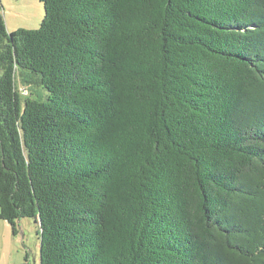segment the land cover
I'll return each instance as SVG.
<instances>
[{"label":"trees","instance_id":"trees-1","mask_svg":"<svg viewBox=\"0 0 264 264\" xmlns=\"http://www.w3.org/2000/svg\"><path fill=\"white\" fill-rule=\"evenodd\" d=\"M40 2L0 5V220L40 264H264V0Z\"/></svg>","mask_w":264,"mask_h":264},{"label":"rangeland","instance_id":"rangeland-1","mask_svg":"<svg viewBox=\"0 0 264 264\" xmlns=\"http://www.w3.org/2000/svg\"><path fill=\"white\" fill-rule=\"evenodd\" d=\"M9 33L37 30L45 17L40 0H0ZM14 235L12 227L0 220V264H23L26 254L32 264H40V235L34 220L23 219Z\"/></svg>","mask_w":264,"mask_h":264},{"label":"crops","instance_id":"crops-1","mask_svg":"<svg viewBox=\"0 0 264 264\" xmlns=\"http://www.w3.org/2000/svg\"><path fill=\"white\" fill-rule=\"evenodd\" d=\"M21 221H18V224L20 223Z\"/></svg>","mask_w":264,"mask_h":264}]
</instances>
